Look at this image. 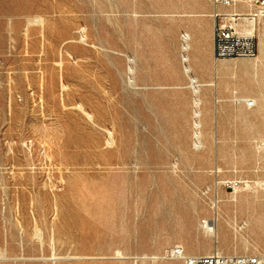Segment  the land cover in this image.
Returning a JSON list of instances; mask_svg holds the SVG:
<instances>
[{"label":"rangeland","instance_id":"obj_1","mask_svg":"<svg viewBox=\"0 0 264 264\" xmlns=\"http://www.w3.org/2000/svg\"><path fill=\"white\" fill-rule=\"evenodd\" d=\"M212 12L0 0V264H184L177 245L264 257V18L255 58L215 61ZM218 62L232 76L214 88Z\"/></svg>","mask_w":264,"mask_h":264},{"label":"built area","instance_id":"obj_2","mask_svg":"<svg viewBox=\"0 0 264 264\" xmlns=\"http://www.w3.org/2000/svg\"><path fill=\"white\" fill-rule=\"evenodd\" d=\"M212 5L214 60L255 58L258 55V47L254 24L264 18V0H212ZM189 41V37L183 34L181 62L192 90L194 138L199 142L197 122L201 115L199 109L201 84L192 73ZM243 102L248 108L256 105L253 99H244ZM167 256L179 259L184 264H264V257L260 255H224L218 251L203 255H189L179 245L169 249Z\"/></svg>","mask_w":264,"mask_h":264},{"label":"crops","instance_id":"obj_3","mask_svg":"<svg viewBox=\"0 0 264 264\" xmlns=\"http://www.w3.org/2000/svg\"><path fill=\"white\" fill-rule=\"evenodd\" d=\"M208 48H209V52H208L209 55L208 56L210 57L211 54H212V59H214L213 58V50H214L213 39L210 41ZM213 69H214V73H215L214 74V78H213V80L210 83H208L206 85H212L211 83H215L212 86L214 88H216L217 87V79H219V77L221 79L220 81L228 83V81L226 79L228 77L232 76V74H231L232 71H231V69H230V67L228 65L222 64L220 62L213 63ZM217 73L219 75H217ZM255 100H257V99H255Z\"/></svg>","mask_w":264,"mask_h":264},{"label":"bare ground","instance_id":"obj_4","mask_svg":"<svg viewBox=\"0 0 264 264\" xmlns=\"http://www.w3.org/2000/svg\"><path fill=\"white\" fill-rule=\"evenodd\" d=\"M37 19V18H36ZM256 29V27H255V25H254V30ZM184 35H186L187 37H189V39H190V35L188 34V33H185ZM85 36V35H84ZM62 83V82H61ZM212 85H214L215 83H211ZM82 107V106H81ZM80 107V108H81ZM83 108V107H82ZM79 109V108H78ZM84 112V111H83ZM85 114V113H84ZM86 115H89V114H86ZM88 117V116H87ZM90 118V117H89ZM90 121H91V119H90ZM109 131V130H108ZM109 134V133H108ZM109 136V135H108ZM110 136H112V135H110ZM110 138V137H109ZM108 141V140H107ZM110 141V140H109ZM113 141V140H112ZM111 141V142H112ZM199 141V140H198ZM111 144H113V142L111 143ZM107 145H108V143H107ZM111 147V146H110ZM250 188V187H249ZM234 189V188H233ZM235 197V196H234ZM212 224V223H211ZM215 221H214V225L212 226V227H208L210 230H212L213 231V236L214 237H218L219 236V234H220V231H219V227L218 228H216L215 227ZM219 252V251H218ZM119 253H121V252H119ZM118 253V254H119ZM220 253V252H219ZM7 260V259H6ZM28 260V259H27ZM61 260V259H60Z\"/></svg>","mask_w":264,"mask_h":264}]
</instances>
